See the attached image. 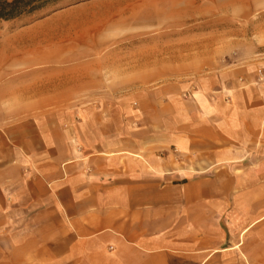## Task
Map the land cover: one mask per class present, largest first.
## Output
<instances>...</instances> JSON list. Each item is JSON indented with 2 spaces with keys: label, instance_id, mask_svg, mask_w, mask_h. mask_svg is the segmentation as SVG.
<instances>
[{
  "label": "crops",
  "instance_id": "1",
  "mask_svg": "<svg viewBox=\"0 0 264 264\" xmlns=\"http://www.w3.org/2000/svg\"><path fill=\"white\" fill-rule=\"evenodd\" d=\"M163 91L131 130L0 113V264H264V81Z\"/></svg>",
  "mask_w": 264,
  "mask_h": 264
},
{
  "label": "rangeland",
  "instance_id": "2",
  "mask_svg": "<svg viewBox=\"0 0 264 264\" xmlns=\"http://www.w3.org/2000/svg\"><path fill=\"white\" fill-rule=\"evenodd\" d=\"M237 71L264 81V0H68L0 22L5 118L44 104L131 130L121 114L140 100L161 106L165 90L187 102Z\"/></svg>",
  "mask_w": 264,
  "mask_h": 264
},
{
  "label": "trees",
  "instance_id": "3",
  "mask_svg": "<svg viewBox=\"0 0 264 264\" xmlns=\"http://www.w3.org/2000/svg\"><path fill=\"white\" fill-rule=\"evenodd\" d=\"M68 0H0V22H14L64 5Z\"/></svg>",
  "mask_w": 264,
  "mask_h": 264
}]
</instances>
